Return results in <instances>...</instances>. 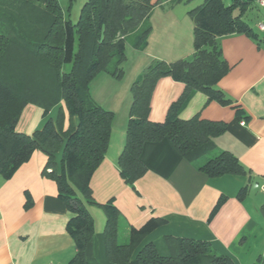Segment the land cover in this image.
<instances>
[{
    "label": "trees",
    "instance_id": "trees-1",
    "mask_svg": "<svg viewBox=\"0 0 264 264\" xmlns=\"http://www.w3.org/2000/svg\"><path fill=\"white\" fill-rule=\"evenodd\" d=\"M71 1L66 12L57 0H14L7 6L16 15L7 17L6 30H0V176L10 178L36 150L46 155L41 173L56 183L58 197L70 212L66 229L75 246L72 262L76 264H87L85 249L94 233L87 204L98 205L104 213L106 258L112 264H234L206 240L164 235L139 247L164 220L150 217L138 227L125 229L112 199L105 203L94 200L90 179L106 152L112 112L92 99L88 84L98 72L122 77L125 43L136 49L145 46L151 30L149 14L160 1L85 0L76 22L68 18ZM224 1L203 0L188 10L194 24V50L189 58L152 60L132 83L125 144L118 158V171L127 185L134 187L146 171L141 159L144 145L164 139L209 177L246 173L230 151L213 152L215 138L226 131V122L205 120L198 114L179 117L197 91L208 101L232 105L217 86L229 70L219 38L234 33L256 36L246 15L254 1ZM163 76L183 83L184 88L169 105L165 119L153 122L148 117L150 100ZM60 102L67 112L66 126L60 107L55 121L48 119L33 133L16 129L26 104H34L46 114ZM233 107L241 116L240 107ZM60 150L58 168L55 154ZM259 262L264 264V257Z\"/></svg>",
    "mask_w": 264,
    "mask_h": 264
},
{
    "label": "crops",
    "instance_id": "crops-1",
    "mask_svg": "<svg viewBox=\"0 0 264 264\" xmlns=\"http://www.w3.org/2000/svg\"><path fill=\"white\" fill-rule=\"evenodd\" d=\"M159 1L149 14L151 30L145 46L136 49L125 43L122 77L98 72L88 84L92 99L112 112L106 152L90 179L93 198L97 203L112 199L125 229L138 227L150 217L164 220L139 247L164 235L188 237L208 241L234 264H259L264 257V192L260 189L264 182V30L257 25L264 23V7L254 2V8L246 10L253 19L249 25L255 37L234 33L219 38L229 70L217 86L232 105L208 101L197 91L179 113L182 119L198 114L205 120L226 122V131L215 138L213 152L230 151L246 173L209 177L164 139L144 145L141 159L146 171L134 187L120 177L118 158L125 144L132 83L152 60L189 58L194 50V24L188 10L203 0ZM183 88V83L161 77L152 92L149 119L162 122ZM233 105L240 107L241 116ZM60 107L66 126L63 102L46 114L28 103L16 129L31 134L48 119L55 121ZM72 120L77 124L76 116ZM61 154L62 150L55 154L58 168ZM45 162L46 155L36 150L10 178L0 176V264H76L72 262L75 246L66 229L70 212L58 197L56 183L42 175ZM86 207L93 218L94 233L86 246L85 260L87 264H112L106 258L104 213L96 204Z\"/></svg>",
    "mask_w": 264,
    "mask_h": 264
},
{
    "label": "rangeland",
    "instance_id": "rangeland-1",
    "mask_svg": "<svg viewBox=\"0 0 264 264\" xmlns=\"http://www.w3.org/2000/svg\"><path fill=\"white\" fill-rule=\"evenodd\" d=\"M14 0H0V30H6V19L7 17H12V13L14 11V8L12 6L8 7V5H11V3H13ZM61 10L63 12H66V9L68 7L69 4V0H57ZM85 0H72L71 4H70V9L68 12V18L72 21V22H76V20L78 19V16L80 14V10L84 4ZM225 3H227V0L225 1ZM15 13H13L14 15ZM16 15V14H15ZM249 24H253V19L252 18H248L247 19ZM125 230H123V228L121 227V231H120V235L124 236L125 235Z\"/></svg>",
    "mask_w": 264,
    "mask_h": 264
},
{
    "label": "built area",
    "instance_id": "built-area-1",
    "mask_svg": "<svg viewBox=\"0 0 264 264\" xmlns=\"http://www.w3.org/2000/svg\"><path fill=\"white\" fill-rule=\"evenodd\" d=\"M258 6L264 7V0H253ZM258 29L264 30V23H258ZM241 124H244V121H241ZM261 191L264 192V182L260 185Z\"/></svg>",
    "mask_w": 264,
    "mask_h": 264
}]
</instances>
